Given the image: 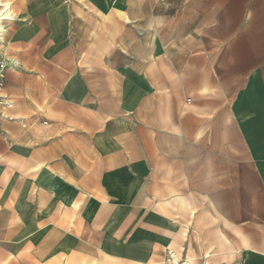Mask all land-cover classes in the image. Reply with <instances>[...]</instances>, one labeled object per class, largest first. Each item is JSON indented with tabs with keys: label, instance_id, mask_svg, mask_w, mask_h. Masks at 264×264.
I'll return each instance as SVG.
<instances>
[{
	"label": "crops",
	"instance_id": "1",
	"mask_svg": "<svg viewBox=\"0 0 264 264\" xmlns=\"http://www.w3.org/2000/svg\"><path fill=\"white\" fill-rule=\"evenodd\" d=\"M5 26L0 264H169L179 203L234 230L204 264H264V0H30Z\"/></svg>",
	"mask_w": 264,
	"mask_h": 264
},
{
	"label": "rangeland",
	"instance_id": "2",
	"mask_svg": "<svg viewBox=\"0 0 264 264\" xmlns=\"http://www.w3.org/2000/svg\"><path fill=\"white\" fill-rule=\"evenodd\" d=\"M11 1L14 5L17 14L20 13L22 15L23 12L26 10L27 6L29 5L30 0ZM195 24V28L197 30L198 20L195 21ZM184 27L186 26L184 25ZM8 47L10 46L8 45ZM11 50L12 47H10V49L7 51L8 56L14 55L12 54ZM162 58L163 62L159 63V67L157 70L158 76L170 75L171 72L174 73L175 69L171 67V58L165 57V53L162 54L161 59ZM193 201L196 203V199H193ZM191 205L195 207L194 203ZM171 209L172 211H169V213L174 215L176 219H179L184 224V228H187L186 236L183 237L185 239V242H180V244L175 248L173 247L171 251H177L179 254H181V257H185L187 255L191 256L192 258L194 257L193 264H204L205 253L207 251H212L213 253H221L219 256L218 254L212 256L210 258L211 263H218L219 261L223 260L231 261V248H239V245L235 243L236 236L234 234V230L226 225H223L219 217L212 213L209 208H206V212L204 213L198 212L197 214H194L195 216L193 217L190 215V209L186 205H180L179 203V205L171 206ZM222 233L225 236H223ZM225 238L228 239L226 243L224 242L226 241ZM169 258V255H167V261ZM89 259L92 260L94 258ZM98 259L100 260V258ZM82 260L75 261L70 256H66L65 259L60 260L57 264H62L64 261H68L69 264H75V262H81ZM107 260L108 259L106 258H102L100 260V264L105 263V261L107 262Z\"/></svg>",
	"mask_w": 264,
	"mask_h": 264
},
{
	"label": "bare ground",
	"instance_id": "3",
	"mask_svg": "<svg viewBox=\"0 0 264 264\" xmlns=\"http://www.w3.org/2000/svg\"><path fill=\"white\" fill-rule=\"evenodd\" d=\"M17 15L18 14L11 0H0V51L6 56L5 58L9 57L7 55L5 44H4V39L6 38L5 34L7 31L5 23L14 21ZM189 257L188 259L187 258L181 259L178 253L176 254L175 252H172V256L171 258H169L170 259L169 264H192L191 258L189 259ZM100 260L98 258H94L90 260L89 257H85L83 258L81 262H75V264H100L101 263ZM63 264H69V262L67 261ZM103 264H120V263H116L112 261V262H107ZM133 264H139V263H133Z\"/></svg>",
	"mask_w": 264,
	"mask_h": 264
},
{
	"label": "built area",
	"instance_id": "4",
	"mask_svg": "<svg viewBox=\"0 0 264 264\" xmlns=\"http://www.w3.org/2000/svg\"><path fill=\"white\" fill-rule=\"evenodd\" d=\"M6 56L0 51V89L4 85V77L6 71L9 69H15L18 67V63L15 61V59H12L10 57L5 58ZM12 101L9 99L7 95H0V104L5 103L7 107H12ZM168 255L171 258L172 252L171 249H168Z\"/></svg>",
	"mask_w": 264,
	"mask_h": 264
}]
</instances>
